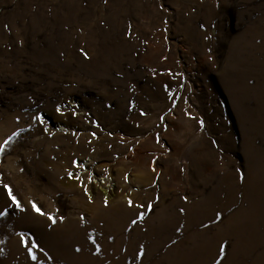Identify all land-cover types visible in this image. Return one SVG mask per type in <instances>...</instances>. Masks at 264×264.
<instances>
[{"label":"rangeland","instance_id":"rangeland-1","mask_svg":"<svg viewBox=\"0 0 264 264\" xmlns=\"http://www.w3.org/2000/svg\"><path fill=\"white\" fill-rule=\"evenodd\" d=\"M0 144V264H264V0H0Z\"/></svg>","mask_w":264,"mask_h":264},{"label":"snow or ice","instance_id":"snow-or-ice-1","mask_svg":"<svg viewBox=\"0 0 264 264\" xmlns=\"http://www.w3.org/2000/svg\"><path fill=\"white\" fill-rule=\"evenodd\" d=\"M36 119L39 120L40 117L37 116ZM9 139H10V138H9ZM7 143H8L7 140L4 141V144H7ZM4 144H0V151L3 150ZM5 189H6V191H8V197H9V199L12 201V203H13L14 205H16V207H19V204L17 203L15 197L12 196L11 190L8 189V186H7V185H5ZM129 203H131V202H129ZM33 209H34L35 211L39 212V209H37L35 205H33ZM2 214H3V213H0V215H2ZM40 214H43V213H40ZM49 219L51 220L52 217L49 216ZM133 223H135V221H133ZM33 247H35V245H33ZM221 251H223V246H221ZM32 259H36V257L33 256Z\"/></svg>","mask_w":264,"mask_h":264}]
</instances>
